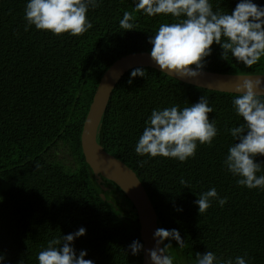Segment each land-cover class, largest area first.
<instances>
[{
  "label": "trees",
  "instance_id": "16d2710c",
  "mask_svg": "<svg viewBox=\"0 0 264 264\" xmlns=\"http://www.w3.org/2000/svg\"><path fill=\"white\" fill-rule=\"evenodd\" d=\"M210 2L214 10L230 12L239 0ZM254 2L264 6V0ZM26 3L0 0V254L6 256L5 264H38L37 254L49 240L84 227L86 235L75 240L74 247L86 250V259L94 264H143V253L128 252L134 240L143 243L137 212L116 183L100 174L106 195L121 211L102 199L81 134L106 70L129 53L150 52L149 37L160 24L175 21L135 12V0H102L87 13L93 24L88 32L53 35L34 26L26 30ZM125 11L133 14L132 31L120 28ZM212 47L204 70L264 73V60L249 68L231 58L222 60L220 46ZM142 68L145 78L129 84L133 68L117 84L98 139L137 173L160 228H175L185 240L183 248L171 241L174 264H195L196 253L207 251L224 259L247 253V264H264V190L239 186L223 166L234 143L227 129L242 123L231 103L237 93ZM202 95L214 108L209 118H216L219 129L212 146L199 145L186 162L137 156L135 145L153 109L187 107ZM257 162L264 163V156ZM181 178L187 183L181 184ZM211 187L227 197V203L223 208L213 203L200 215L196 194Z\"/></svg>",
  "mask_w": 264,
  "mask_h": 264
},
{
  "label": "clouds",
  "instance_id": "9594fccd",
  "mask_svg": "<svg viewBox=\"0 0 264 264\" xmlns=\"http://www.w3.org/2000/svg\"><path fill=\"white\" fill-rule=\"evenodd\" d=\"M101 3L102 0H27L24 9L26 30L34 26L36 30L53 35H83L93 28L87 13ZM134 11L149 17H171L175 21L160 24L149 37L150 57L161 73L199 78L204 74L207 58L213 54L214 44L222 49L220 58L228 62L231 58L251 68L264 60V6L254 0H239L230 12L214 10L210 0H135ZM133 20V14L125 11L119 21L120 28L134 30ZM145 76L144 68H134L128 83ZM262 93L264 79H244L237 85V94L231 103L242 123L227 129L234 143L228 147L223 166L237 178L239 186L249 190H264V174H259L264 171V163L257 162V157L264 156ZM213 112L206 95L187 107L172 105L153 109L135 145V153L139 157H163L180 162L194 158L199 145L212 146L219 135L216 118H209ZM180 183L187 182L181 178ZM196 195L198 199L194 203L200 215L213 203L221 208L227 203V197H221L215 187ZM175 210L183 211L182 208ZM86 232L81 227L74 233L49 240L37 254L38 264H94L93 260L85 258L88 256L86 250L77 252L74 247L75 240L85 236ZM153 239V248L146 250L140 240H134L128 246V252L136 256L146 251L150 264H174L169 251L173 247L171 241H176L178 248L185 246V240L175 228H157ZM246 256L247 253L224 259L207 251L196 253L195 264H247ZM5 261L6 256L0 254V264Z\"/></svg>",
  "mask_w": 264,
  "mask_h": 264
},
{
  "label": "water",
  "instance_id": "95a60500",
  "mask_svg": "<svg viewBox=\"0 0 264 264\" xmlns=\"http://www.w3.org/2000/svg\"><path fill=\"white\" fill-rule=\"evenodd\" d=\"M140 66L159 70L148 51L129 53L116 60L106 70L98 84L84 121L81 143L92 173L93 183L107 205L115 212L121 211L118 205L109 200L106 195L107 189L102 184L100 174L116 183L133 204L140 224L141 240L147 250L155 246L153 234L157 228H160L155 207L134 169L107 151L98 139L100 125L117 84L128 71ZM169 74L195 86L230 93H237V85L241 84L244 79H264V73L236 74L208 70H204V74L195 79L180 78L175 73ZM143 264H150L146 251L143 253Z\"/></svg>",
  "mask_w": 264,
  "mask_h": 264
}]
</instances>
